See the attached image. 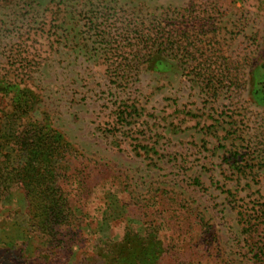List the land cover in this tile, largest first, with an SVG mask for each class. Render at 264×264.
Masks as SVG:
<instances>
[{
    "label": "rangeland",
    "instance_id": "obj_1",
    "mask_svg": "<svg viewBox=\"0 0 264 264\" xmlns=\"http://www.w3.org/2000/svg\"><path fill=\"white\" fill-rule=\"evenodd\" d=\"M198 12L215 19L225 57L263 53L264 0L0 1V137L40 122L69 145L59 167L72 210L46 236L23 192L0 188V264H146L160 244V264H258L264 222L247 234L241 213L264 210V167L229 163L254 152L264 97L247 85L208 99L174 49L144 37ZM8 150L10 170L22 155Z\"/></svg>",
    "mask_w": 264,
    "mask_h": 264
},
{
    "label": "trees",
    "instance_id": "obj_2",
    "mask_svg": "<svg viewBox=\"0 0 264 264\" xmlns=\"http://www.w3.org/2000/svg\"><path fill=\"white\" fill-rule=\"evenodd\" d=\"M9 1L10 4L22 0H0ZM25 1V0H23ZM195 13V12H194ZM205 13L198 12L195 16H188V19L181 24L185 26L182 31H168L156 38L145 35V41H151L152 46L165 51L174 49L179 62L190 69V74L195 76L200 89L208 99L216 100L219 94L226 89L230 95H239L245 87L249 86V93L258 98L264 97V51L257 57H225L222 53V45L218 39L216 28L209 27L212 20L206 17ZM198 30V32H195ZM210 36V37H209ZM248 68V73L241 74L242 68ZM247 76V79H245ZM249 81V82H248ZM3 81L0 80V87ZM248 90V91H249ZM12 99L16 102L13 111L20 110L22 103H18L16 92ZM33 108V106H32ZM26 110V108L24 109ZM23 113L25 111H22ZM21 113V114H23ZM15 114V113H14ZM123 112L117 114L119 121L126 120ZM16 118V115H12ZM237 122H235V125ZM214 130V127H211ZM264 129V128H262ZM231 130L225 131L226 135L218 137L213 131V137L217 140H225L231 135ZM232 133H235L233 130ZM261 138L257 139L252 154H238L236 151L229 152L236 155L229 165L232 169L242 175L251 173L252 168L264 167V130L260 133ZM257 137V136H256ZM57 138V137H56ZM51 136V132L43 133L40 122L28 123L20 126L19 129L9 135L0 137V151L6 160L3 166V175L0 174V188L10 190L12 185L21 190L27 202L26 213L30 217V227L46 236H52L56 227L68 225L72 218V210L65 192L60 186L62 169L60 161L63 162L69 152V145H60V137ZM258 138V137H257ZM21 153V160L16 166L7 170L8 162L11 163L10 150ZM256 153V156H254ZM231 158V154H230ZM14 160V159H13ZM227 163L229 158L224 159ZM257 160V163L254 162ZM263 162V163H262ZM254 210V209H253ZM255 211V210H254ZM241 220L247 225L245 232L256 235L255 225L258 227L264 222V210L255 211L253 214L244 215L241 213ZM262 220L261 222H259ZM253 224V222H255ZM247 230L250 232L248 233ZM158 243H160L157 240ZM161 244L156 249L154 261L145 258L146 264H160L161 255L164 252ZM253 257L258 264H264V243L257 245L252 250ZM53 261H44V264H51ZM142 264V263H139Z\"/></svg>",
    "mask_w": 264,
    "mask_h": 264
}]
</instances>
